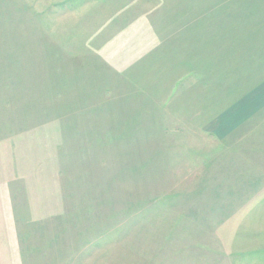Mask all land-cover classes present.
Here are the masks:
<instances>
[{
  "label": "rangeland",
  "instance_id": "1",
  "mask_svg": "<svg viewBox=\"0 0 264 264\" xmlns=\"http://www.w3.org/2000/svg\"><path fill=\"white\" fill-rule=\"evenodd\" d=\"M255 41L264 0H0V264H264V125L211 136Z\"/></svg>",
  "mask_w": 264,
  "mask_h": 264
},
{
  "label": "crops",
  "instance_id": "2",
  "mask_svg": "<svg viewBox=\"0 0 264 264\" xmlns=\"http://www.w3.org/2000/svg\"><path fill=\"white\" fill-rule=\"evenodd\" d=\"M246 53L249 54L247 56L242 54L244 56L239 55L236 58L235 63L239 66L237 70L230 72L236 78L228 88V91H233L231 100L234 102L228 103L219 115L216 114L213 121L218 120L219 127L215 129H219V131H213L211 136L215 134L220 138H225L238 135L237 137L234 136L238 138L244 134L240 128L246 127V132H248L253 127L264 125V41L263 43L253 42V47L247 50ZM249 133L247 134L248 138L254 136ZM245 141L247 142V140ZM235 147L242 149L245 145Z\"/></svg>",
  "mask_w": 264,
  "mask_h": 264
}]
</instances>
